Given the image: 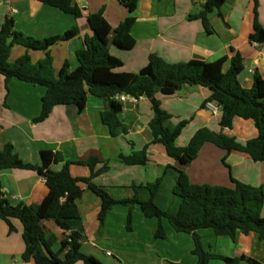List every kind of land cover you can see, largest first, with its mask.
<instances>
[{"label":"crops","instance_id":"0c3cea01","mask_svg":"<svg viewBox=\"0 0 264 264\" xmlns=\"http://www.w3.org/2000/svg\"><path fill=\"white\" fill-rule=\"evenodd\" d=\"M72 1L83 9L82 17L76 18L39 0H0V25L10 15L17 31L35 39L62 34L77 26V36L49 47L56 73L65 62L69 72L78 66L76 51L83 47L84 37L93 34L86 15L102 10L111 27L109 52L122 61V65L114 69L116 72L137 73L147 64L151 54L168 62L213 61L226 57L222 66L226 72L232 57L238 53L242 65L238 74L240 85L251 88L255 72L264 80V41L249 38L255 20L264 28V0H224L221 15L210 14L211 32L205 30L200 19H188L189 14L199 11L203 0H138L132 12L120 0ZM127 16L136 19L131 29L134 46L122 49L113 44L114 29ZM26 52L32 62L45 55V50L14 44L9 61L13 62ZM45 91V86L17 78L6 84L0 74V150L10 143L23 162L33 165H40V151H58L64 160L53 163L50 169L59 171L66 161H72L69 170L75 177H89L91 174L88 166L75 161L96 156L106 162L109 169L93 181L114 199L133 197V185L154 181L164 175L168 166L184 171L196 184L232 187L233 180H237L251 186L264 185V161H254L247 153L238 150L227 152L212 143H205L189 163L181 164L168 156L161 143H151L153 135L149 122L153 108L150 99L144 95L124 101L116 96L121 104L118 118L125 131L119 130L117 136H112L100 116L109 109L108 100L91 94L86 96L81 110L73 104H59L45 119L34 121L41 112ZM210 95L209 88L190 84H184L169 94H156L160 106L170 115L165 121L166 126L173 129L180 121L187 122L176 139L178 146L187 145L202 127L221 131L242 142L258 136L252 119L236 118L231 128H222L221 109L209 101ZM147 144L144 164H127L120 158L142 150ZM175 176V170L171 169L165 177V188L155 197V202L163 209L172 202L171 187ZM0 184L5 198L12 205L38 204L48 192L45 176L34 169L0 170ZM140 194L146 196L144 191ZM77 205L84 227L81 250L102 264L197 263V257L192 253V234L174 232L165 218L146 217L138 204L132 209L130 230L126 228L128 207L123 204L114 205L103 223L98 219L100 200L91 191L85 188ZM261 215L264 217V204ZM11 222L15 229L10 232L8 224L0 219V264H34L22 257L21 222L18 219ZM159 223L166 232L165 238L153 235ZM42 225L56 237L51 249L58 250L64 232L52 220H43ZM197 233L206 251L226 257L245 255L264 263V240L256 232L244 234L238 231L235 240L228 235L217 236L211 228L199 229ZM209 264H223V261L213 258Z\"/></svg>","mask_w":264,"mask_h":264},{"label":"trees","instance_id":"16d2710c","mask_svg":"<svg viewBox=\"0 0 264 264\" xmlns=\"http://www.w3.org/2000/svg\"><path fill=\"white\" fill-rule=\"evenodd\" d=\"M42 3L59 8L76 18L83 16V9L72 0H39ZM132 12L138 0H120ZM224 0H203L196 13L188 15V19H200L207 32H211L210 14L221 15L220 9ZM93 31L84 37V45L76 51L78 66L71 72L65 62L56 73L52 65L49 47L58 42L69 40L79 34L77 26H73L62 34L43 39H35L23 35L14 27V19L7 15L0 25V74L4 82L17 78L46 87L41 99V112L34 121L45 119L53 107L59 104H73L81 110L88 94L104 97L108 100L109 109L100 113L102 122L107 125L112 136H117L122 127L118 113L121 104L116 99L119 94L129 96H146L153 108V117L149 127L153 135L151 143H161L168 156L181 164L194 160L205 143H212L226 150H238L247 153L254 161H264V80L258 72L254 73L253 85L246 89L238 81L242 70L241 57L237 53L231 59L226 72L222 66L226 57L213 61L191 59L188 61L168 62L162 57L151 54L147 64L137 73L116 72L114 69L122 65V61L112 55L108 49V36L111 27L103 16L102 10L86 15ZM135 17L127 16L114 29L113 44L122 49L134 46L131 29ZM250 40L264 41V28L255 20ZM14 44H21L27 49L45 50L43 58L32 62L26 52L13 62L9 61L10 51ZM184 84L201 85L211 90L209 101L219 105L221 109L220 126L231 128L236 118L252 119L258 130V136L244 142L223 132H215L207 127L199 128L185 146H178L176 139L184 128L186 121H180L175 128L165 125L170 117L156 99L157 93L169 94ZM148 144L140 151L120 158L127 164H144L147 161ZM40 165L23 162L14 151L12 144L7 143L0 150V170L11 168L34 169L45 176L48 192L38 204L12 205L5 198L0 184V219L8 224L9 231L15 228L12 219H18L22 226L24 250L22 257L34 264H102L93 255L81 250L84 227L81 213L77 205L85 188L100 200L98 219L103 223L107 212L116 204L128 207L126 228L131 229L132 209L138 204L146 217L168 220L174 232L190 233L193 236L192 253L197 257L196 264H209L210 259L219 258L223 264H264L252 257L240 255L226 257L206 251L198 235L199 229L211 228L215 235H228L235 240L236 233L256 232L264 240V217L261 210L264 204V185L251 186L233 180L234 185L218 186L192 183L188 175L179 169L168 166L164 175L144 185H133L135 194L131 198L114 199L108 192L98 186L93 179L108 171L109 166L96 156L75 161L76 164L90 168L89 177H75L70 173L66 161L63 168L53 171V163L64 160L58 151H40ZM101 164L100 166H98ZM173 169L176 176L171 192L173 199L166 209L156 202V195L165 188V177ZM85 187V188H84ZM141 191L145 197H141ZM43 220H52L63 232L58 250L51 249L56 237L42 225ZM155 238H165L166 232L161 223L154 231ZM63 253V256L61 254ZM172 264H180L174 262Z\"/></svg>","mask_w":264,"mask_h":264},{"label":"built area","instance_id":"2783aa9c","mask_svg":"<svg viewBox=\"0 0 264 264\" xmlns=\"http://www.w3.org/2000/svg\"><path fill=\"white\" fill-rule=\"evenodd\" d=\"M120 100H122V101H124V100H126L127 98H131V99H135V98H138V97H135V96H129V95H125V94H119L118 96H117ZM140 97V96H139ZM217 105V104H216ZM211 106H213L212 104H211ZM107 255H111V253L110 252H107L106 253Z\"/></svg>","mask_w":264,"mask_h":264}]
</instances>
